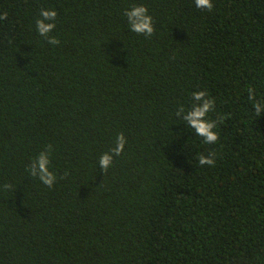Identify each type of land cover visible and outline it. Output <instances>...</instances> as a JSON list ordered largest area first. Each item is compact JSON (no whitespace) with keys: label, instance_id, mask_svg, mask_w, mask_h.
<instances>
[{"label":"trees","instance_id":"1","mask_svg":"<svg viewBox=\"0 0 264 264\" xmlns=\"http://www.w3.org/2000/svg\"><path fill=\"white\" fill-rule=\"evenodd\" d=\"M133 4L151 37L130 30ZM213 5L0 0V264H264V113L248 99L264 102V0ZM198 90L226 116L215 144L175 115ZM48 144L51 188L26 171Z\"/></svg>","mask_w":264,"mask_h":264},{"label":"clouds","instance_id":"2","mask_svg":"<svg viewBox=\"0 0 264 264\" xmlns=\"http://www.w3.org/2000/svg\"><path fill=\"white\" fill-rule=\"evenodd\" d=\"M195 6L199 9L211 11L214 7L213 0H195ZM124 15L127 18L128 25L131 31L141 34L145 37H151L154 34L155 28L153 17L149 14L148 7L144 4H133L129 9H126ZM8 13L5 11L0 13V20H6ZM57 11L55 9L41 8L39 16L35 21L36 31L44 37L48 44L57 45L60 40L50 33L56 27ZM248 99L252 101L253 109L256 117L264 113V102L256 99V91L253 87L248 88ZM215 98L212 97L206 90H198L191 93L190 107L186 110L184 105H181L176 110V117L186 122V125L194 130L195 134L202 138L205 144H215L219 140V134L215 130L218 123H223L226 116H218L216 119H211L209 113L215 110ZM127 138L123 132L117 134L114 145L99 157L98 164L103 173L113 165L114 159L124 152ZM53 145L48 144L38 153L30 165L26 167V171L32 177L38 179L51 188L57 180L56 174L51 170V153ZM216 153L209 152L207 155H199L198 163L201 166L214 165L216 163ZM68 175L67 171L64 173ZM5 189H10L11 184H4Z\"/></svg>","mask_w":264,"mask_h":264}]
</instances>
